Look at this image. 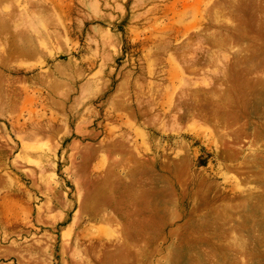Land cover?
Returning <instances> with one entry per match:
<instances>
[{
	"label": "rangeland",
	"instance_id": "obj_1",
	"mask_svg": "<svg viewBox=\"0 0 264 264\" xmlns=\"http://www.w3.org/2000/svg\"><path fill=\"white\" fill-rule=\"evenodd\" d=\"M0 264H264V0H0Z\"/></svg>",
	"mask_w": 264,
	"mask_h": 264
}]
</instances>
